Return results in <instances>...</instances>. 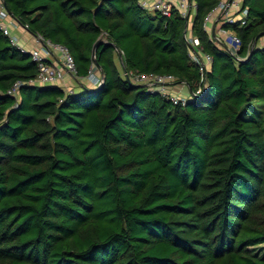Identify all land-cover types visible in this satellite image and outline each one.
Here are the masks:
<instances>
[{"label": "trees", "instance_id": "16d2710c", "mask_svg": "<svg viewBox=\"0 0 264 264\" xmlns=\"http://www.w3.org/2000/svg\"><path fill=\"white\" fill-rule=\"evenodd\" d=\"M1 1L69 50L77 81L93 63L103 81L79 92L31 84L37 63L0 31V264H264V33L252 48L264 0H241L245 23L222 24L237 56L203 27L220 0H190V33L211 56L203 71L176 9ZM129 71L174 76L186 103Z\"/></svg>", "mask_w": 264, "mask_h": 264}, {"label": "built area", "instance_id": "2783aa9c", "mask_svg": "<svg viewBox=\"0 0 264 264\" xmlns=\"http://www.w3.org/2000/svg\"><path fill=\"white\" fill-rule=\"evenodd\" d=\"M139 4L150 10L160 12L164 16H169L172 9H176L182 17L188 20L186 39L191 47L189 57L199 65L200 71L207 68L211 62V56L200 52V43L197 37L190 33L192 15L195 11V4L190 0H139ZM237 12V13H235ZM247 9L242 8L241 0H220L214 9H212L203 19V27L211 34V39L220 47L226 48L233 55L237 56V50L240 46V39L232 31L226 29L222 24L239 22L241 25L245 23ZM11 15L4 7L0 6V31L7 36L12 45L18 47L21 51H27L14 37L9 29L10 23L6 20ZM215 19V20H214ZM215 21L214 34L212 35V27H208ZM17 23V22H16ZM15 24V23H14ZM23 27V26H22ZM25 29V27H23ZM37 46L27 52L30 53L32 60L37 63L38 72L34 79L30 80L31 84H62L66 91H72L64 81L66 75L77 80V70L73 56L69 50L58 43H54L49 39L43 38L41 35H34ZM239 59V57H237ZM127 79L132 83L144 84L150 90H156L164 96H167L174 104L186 103V96H180L170 91L169 85L174 84L175 78L170 74H153L125 72ZM80 80L85 84L93 87L100 85L103 81V74L100 69L93 63L90 65L88 72ZM21 83H15L8 91V94L17 95V89ZM201 91L198 87L195 94Z\"/></svg>", "mask_w": 264, "mask_h": 264}, {"label": "crops", "instance_id": "0c3cea01", "mask_svg": "<svg viewBox=\"0 0 264 264\" xmlns=\"http://www.w3.org/2000/svg\"><path fill=\"white\" fill-rule=\"evenodd\" d=\"M2 4V1L0 0V6ZM11 17V16H10ZM215 20V19H214ZM6 22L10 23L9 25V29L18 37L20 44L28 51L31 50L33 48H35L37 46L36 42H35V37L34 35H32L31 33H29L26 29H24L21 25H19L18 23H16L17 21L14 18H8L6 20ZM15 23V24H14ZM215 23V21H213L210 25V27H213V24ZM25 46H27L28 48H26ZM83 82V81H82ZM81 82V83H82ZM64 83L70 87L71 89H73L75 91L76 85H81V83L77 80H74L72 78H70V76L66 75L65 77V81ZM61 86H63L62 84H60ZM180 85L179 88H170L173 89V91H171L172 93H177L180 96H187L189 93V88L186 87V85L184 84H178Z\"/></svg>", "mask_w": 264, "mask_h": 264}, {"label": "rangeland", "instance_id": "374dc122", "mask_svg": "<svg viewBox=\"0 0 264 264\" xmlns=\"http://www.w3.org/2000/svg\"><path fill=\"white\" fill-rule=\"evenodd\" d=\"M149 1H152V0H149ZM235 13H237V12H235ZM211 24H208V27L210 26ZM11 33L14 35V37L16 36L12 31H11ZM17 37V36H16ZM15 37V38H16ZM18 38V37H17ZM257 44L259 45V46H262V45H264V37H261L258 41H257ZM26 48H28L27 46H25ZM120 57H116V62H117V64L119 65L120 64ZM56 85H59L60 86V84L58 83V84H56ZM86 85H88V86H90L91 87V85L90 84H86ZM179 86L180 85H178V84H170L169 85V88H179ZM82 87H81V85H76V88H75V91L76 92H79V90L81 89ZM171 91H173V89H170ZM177 94V93H176Z\"/></svg>", "mask_w": 264, "mask_h": 264}, {"label": "water", "instance_id": "95a60500", "mask_svg": "<svg viewBox=\"0 0 264 264\" xmlns=\"http://www.w3.org/2000/svg\"><path fill=\"white\" fill-rule=\"evenodd\" d=\"M214 27H215V24H213V27H212V35L214 34ZM263 33H264V32H261L260 34H258V35L255 37V39H254V41H253V44H252V48L255 46V43H256L258 37H259L260 35H262ZM100 42H101V41L98 40V41H96V42L93 44V48H92V57H93V58H95L96 49H97V47H98V45H99ZM252 48H251V50L249 51L248 55L246 56V59H248V58L251 56V54H252ZM140 85L143 86V87L145 86L144 84H140Z\"/></svg>", "mask_w": 264, "mask_h": 264}]
</instances>
